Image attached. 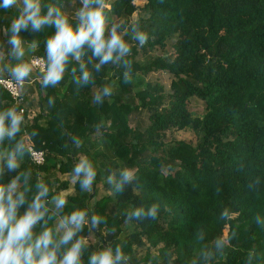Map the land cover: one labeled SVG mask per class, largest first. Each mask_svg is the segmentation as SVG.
<instances>
[{"label": "trees", "instance_id": "obj_1", "mask_svg": "<svg viewBox=\"0 0 264 264\" xmlns=\"http://www.w3.org/2000/svg\"><path fill=\"white\" fill-rule=\"evenodd\" d=\"M105 1L106 19H118L111 25L119 26L130 46L125 57L96 71L99 61L85 48L79 60L69 57L64 78L55 86L44 87L43 72L35 70L30 78L41 77L24 85L20 102L0 85V111L15 107L24 117L15 139L6 138L0 148L22 140L26 149L32 145L44 151V161L36 166L27 150L17 172L5 170L0 182L30 173L27 183L21 178V188L30 189L29 203L38 183L48 186L49 212L35 234L45 227L55 234L58 219L86 210L87 222L78 233L85 242L84 264L106 246L122 249L126 260L121 264H264V223L259 222L264 221V0ZM50 5L74 26L78 23L81 0H40L42 15ZM21 9L22 0L9 9L0 7L3 41L9 42ZM54 32L53 26L21 31L22 42L31 46L29 58L46 60V41ZM139 33L147 37L143 45L134 38ZM167 41L172 52L152 51ZM9 63L0 65L8 69ZM81 64L92 74L88 84L76 82ZM152 70L171 74L169 91L147 78ZM104 87L110 95L97 103L95 95ZM34 90L37 97L31 96ZM192 96L204 102L201 115L192 114ZM143 110L146 121L131 123ZM170 128L190 129L197 139L167 138ZM84 156L97 173L89 190L72 172ZM126 168L135 177L119 191L116 185ZM69 187L67 203L56 210L52 198ZM153 205L155 219H128L135 209ZM94 216L100 217L95 226ZM91 232L95 241H85ZM220 238L225 246L216 250ZM138 248L144 253L138 254Z\"/></svg>", "mask_w": 264, "mask_h": 264}, {"label": "clouds", "instance_id": "obj_2", "mask_svg": "<svg viewBox=\"0 0 264 264\" xmlns=\"http://www.w3.org/2000/svg\"><path fill=\"white\" fill-rule=\"evenodd\" d=\"M18 0H0V7L9 9L17 4ZM81 8L77 13L78 23L74 26L69 18L58 7L49 6L45 14H41L40 0H22V9L11 25L12 55L21 61L11 68L10 77L17 82H23L31 77L33 64L23 62L25 55L20 33L31 27L34 32L40 31L45 26H53L55 32L51 35L45 46V65L43 70V86H55L64 78L69 57L79 58L84 54L85 48L91 51L92 56L99 63L95 65L96 71L101 65L109 62L115 63L130 52L129 44L123 35L117 31L118 25L113 24L111 29H106L105 0H81ZM107 31V35H106ZM141 45L146 43L147 37L143 33L135 37ZM126 65L128 62H125ZM81 75L77 83L88 84L92 74L84 64L80 65ZM125 72V80L128 79ZM111 90L104 87L95 95L97 103L102 96L110 95ZM24 117L15 107L0 111V145L5 139H15L21 130ZM77 146L80 141L75 140ZM27 151L25 143L17 141L12 148H0V177L8 172H17L20 160ZM73 175L80 178L81 188L89 190L96 179V170L87 156L82 157L72 169ZM30 173H18L9 182H0V264H84L82 259L85 242L78 237L87 222L88 213L80 209L64 216L56 225L55 234L52 228L45 227L39 234L34 233V228L49 212L47 196L49 188L44 183L36 185L37 192L29 203L26 192L30 189L21 188V178L27 183ZM135 173L126 168L121 172V180L116 185L122 191L125 184L133 181ZM111 179V178H110ZM27 209L21 213L23 205ZM56 210H62L67 203L63 196L52 198ZM157 206L153 205L147 210L143 207L135 209L128 219L149 220L155 219ZM222 218H227V213H222ZM259 221V218H257ZM100 222V217H92L93 226ZM264 223V221H259ZM58 235L59 239L55 236ZM225 246L223 238L215 241L216 250ZM126 260L120 247H104L93 251L88 258V264H121Z\"/></svg>", "mask_w": 264, "mask_h": 264}, {"label": "rangeland", "instance_id": "obj_3", "mask_svg": "<svg viewBox=\"0 0 264 264\" xmlns=\"http://www.w3.org/2000/svg\"><path fill=\"white\" fill-rule=\"evenodd\" d=\"M135 3L137 4H142L143 3V0H135ZM105 4L106 6L108 5V3L105 1ZM133 18L136 16V11L134 12V14L132 15ZM118 21V19L114 16H109L107 19H106V26H110L111 23L113 22H116ZM112 26V25H111ZM110 28V27H109ZM4 35H5V29L4 27H1L0 28V63L5 60L6 62H10L9 64L11 65V68L14 67L17 63H20L21 61H18L13 55H12V45L7 42V41H3V38H4ZM22 45H23V48H24V52H25V55L24 57L22 58L23 59V62H29V52H30V49H31V46L30 44H26V43H23L22 42ZM152 51H154L155 53H164V54H167V53H170L173 51V48H172V45L170 43V41H167L165 43V46L163 47H160V46H156ZM0 69L1 71L5 74V68H3L2 65H0ZM5 69V70H4ZM35 69L33 68L32 70V73H35ZM31 73V74H32ZM10 76V75H8ZM37 76V75H35ZM171 74L166 71V70H152L150 72H148L147 74V78H150L152 79L153 81H161L163 84H164V87L167 91H169V84H170V81H171ZM34 95H31L32 97H37V94H36V91L34 90L33 92ZM190 103H191V106H192V114L194 115H201L203 110H204V102L202 99H200L199 97H196V96H192L190 98ZM38 103L35 104L34 106H32V110H36L38 109ZM146 115H147V112L145 110L142 111L141 115L139 114L136 117H134L132 120H131V123H134V122H139V123H143L144 121H146ZM93 135H97V134H93ZM166 136L167 138H171V137H174V138H184L186 140H191V141H196L197 139V136L196 134L190 130V129H176V128H170L166 131ZM199 137V135H198ZM61 177H67V174H59ZM106 180V179H105ZM71 182L73 181V178L70 180ZM98 194L100 195L103 191V187H102V183L98 184ZM70 191H72V187H69L68 189H65V190H62L61 191V196L65 197V195L67 193H69ZM93 200V199H92ZM92 200L90 203H92ZM57 221V220H56ZM60 222V219H58L56 225ZM95 234L94 233H90L88 235V237L85 239V241H95ZM152 252H156V249L155 248H152L151 249ZM137 253L138 254H143L144 253V250L143 248H138L137 249Z\"/></svg>", "mask_w": 264, "mask_h": 264}, {"label": "built area", "instance_id": "obj_4", "mask_svg": "<svg viewBox=\"0 0 264 264\" xmlns=\"http://www.w3.org/2000/svg\"><path fill=\"white\" fill-rule=\"evenodd\" d=\"M29 62L33 64V68L42 73L45 65V58L41 55H32L29 58ZM10 76L5 75L0 69V85L4 87L17 102L21 100V94L23 93V87L27 83L34 82L33 80L38 79L41 75L34 76L30 79H26L23 82H17L14 79L9 78ZM30 160L37 166L44 161V151L36 149L32 145L27 146Z\"/></svg>", "mask_w": 264, "mask_h": 264}, {"label": "water", "instance_id": "obj_5", "mask_svg": "<svg viewBox=\"0 0 264 264\" xmlns=\"http://www.w3.org/2000/svg\"><path fill=\"white\" fill-rule=\"evenodd\" d=\"M92 191H93V190H92ZM111 235H112V232H109V233L107 234V236H106V240H107V241L110 239Z\"/></svg>", "mask_w": 264, "mask_h": 264}, {"label": "crops", "instance_id": "obj_6", "mask_svg": "<svg viewBox=\"0 0 264 264\" xmlns=\"http://www.w3.org/2000/svg\"><path fill=\"white\" fill-rule=\"evenodd\" d=\"M10 69H11V66L8 69L6 68V70L5 69L4 70L7 72V74L10 75V73H8V70H10ZM32 75H34V73H32Z\"/></svg>", "mask_w": 264, "mask_h": 264}]
</instances>
